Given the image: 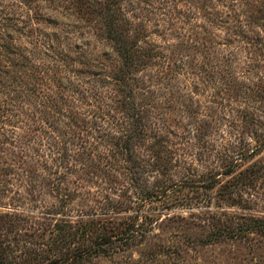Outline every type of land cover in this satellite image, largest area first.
I'll return each mask as SVG.
<instances>
[{"label": "rangeland", "instance_id": "374dc122", "mask_svg": "<svg viewBox=\"0 0 264 264\" xmlns=\"http://www.w3.org/2000/svg\"><path fill=\"white\" fill-rule=\"evenodd\" d=\"M84 1L0 0V264H264V0Z\"/></svg>", "mask_w": 264, "mask_h": 264}, {"label": "trees", "instance_id": "16d2710c", "mask_svg": "<svg viewBox=\"0 0 264 264\" xmlns=\"http://www.w3.org/2000/svg\"><path fill=\"white\" fill-rule=\"evenodd\" d=\"M84 4H87L88 6L91 5L93 8V13H95V15H97L101 20H104L105 26H106V32H107V39L109 40H116V36H115V25L116 22L118 21L116 19V17H114L113 14V9L109 8L108 5L102 4V3H96L95 0L91 1V0H85ZM118 42V40H116ZM121 43V41H120ZM116 43L117 45V50L118 52L122 55L123 60L126 64V69L122 70V74H120L121 76H119L116 80L119 83L120 88L125 91L127 90V86H125L126 83V77L129 74L130 70L134 69V67L137 66V62H134L133 59V55L129 52H127L126 49H124L122 46L123 43ZM128 64V67H127ZM139 64V62H138ZM9 70H6V66L4 65L3 68L0 67V72L1 74H7ZM135 107V108H134ZM134 107L131 108L132 110V118L135 122L134 129L131 131V129L133 128L131 126V128L129 129L130 133L127 135V145H130L133 143V137H137L141 134V131H144L143 129V123L142 121H140V119L142 120V117L144 115L142 110H139L135 105ZM139 132V134H138ZM128 234V232L126 233ZM110 239L104 238L102 244H107Z\"/></svg>", "mask_w": 264, "mask_h": 264}]
</instances>
